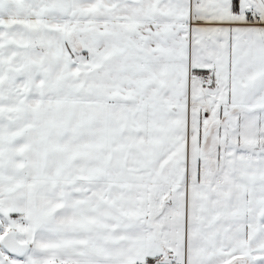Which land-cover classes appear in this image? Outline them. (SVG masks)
<instances>
[{"label": "snow or ice", "instance_id": "1", "mask_svg": "<svg viewBox=\"0 0 264 264\" xmlns=\"http://www.w3.org/2000/svg\"><path fill=\"white\" fill-rule=\"evenodd\" d=\"M0 264H264V0H0Z\"/></svg>", "mask_w": 264, "mask_h": 264}]
</instances>
